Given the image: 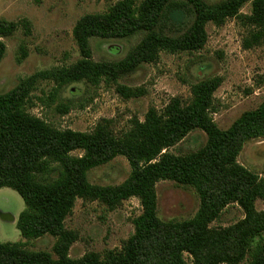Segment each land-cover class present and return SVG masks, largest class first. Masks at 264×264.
<instances>
[{"label":"trees","instance_id":"16d2710c","mask_svg":"<svg viewBox=\"0 0 264 264\" xmlns=\"http://www.w3.org/2000/svg\"><path fill=\"white\" fill-rule=\"evenodd\" d=\"M246 4L251 7L248 15L241 13ZM228 19L246 29L243 49L264 48V0H119L106 12L76 22L72 37L80 58L74 64L37 73L0 94V189L15 191L24 203L15 221L23 240L55 239L51 253L28 250L22 242H0V264H240L246 259L247 264H264V179L237 162L247 141L264 138V100L227 130H220L212 118L220 77L193 84L187 102L172 98L162 111L150 108L143 121L131 119L121 133L114 131L111 120H101L90 132L62 130L28 111L38 80H51L58 88L81 82L113 85L122 99L138 98L143 95L140 88L118 81L143 64H156L161 53L200 52L208 38L207 24L221 27ZM22 26L28 32V22ZM17 29L18 23L0 20V63L6 53L1 39ZM139 34V42L122 59H92L89 39ZM194 130L206 135L200 149L185 155L169 152ZM76 151L81 154L73 155ZM117 157L130 167L124 182L100 186L88 181L90 170ZM163 181L196 192L199 207L193 218L158 217L156 185ZM132 198L141 213L120 249L70 258L78 234L64 223L76 201L97 202L112 211ZM257 200L263 204L261 211L255 209ZM232 204L242 210L243 219L210 228Z\"/></svg>","mask_w":264,"mask_h":264},{"label":"rangeland","instance_id":"374dc122","mask_svg":"<svg viewBox=\"0 0 264 264\" xmlns=\"http://www.w3.org/2000/svg\"><path fill=\"white\" fill-rule=\"evenodd\" d=\"M117 1L0 0V20L18 23V29L10 37L1 39L6 53L0 63V94L37 73L74 64L80 58L72 37L76 22L84 15L106 12ZM205 1L212 4L220 0ZM250 8V4H246L241 13L248 15ZM24 20L29 24L28 32L22 26ZM206 32L208 38L200 52L161 53L156 64H143L118 81L129 88H140L143 95L138 98L122 99L113 85L93 87L81 82L58 88L51 80H38L31 94L33 106L28 111L62 130L90 132L101 120H111L114 131L121 133L131 119L143 121L150 108L162 111L172 98L187 102L193 84L220 77L222 83L214 94L216 112L212 118L220 130H227L241 114L256 109L264 100V48L243 49L246 29L235 19H228L221 27L209 23ZM141 37L139 34L127 39L91 38L92 59L95 62L118 61ZM61 106L67 109L66 112ZM205 141L206 135L194 130L169 152L189 154L200 149ZM80 154L79 151L73 153L75 156ZM237 162L264 179V138L247 141ZM129 174L127 161L117 157L90 170L87 178L91 184L116 186ZM156 194L157 214L163 221L189 220L198 210V196L190 187L163 181L156 185ZM24 207L15 191L0 189V242H22L28 250L51 253L53 237L26 241L20 236L15 221ZM255 209H263L261 201L255 202ZM140 213V205L134 198L122 202L112 211L97 202L83 204L76 201L72 214L64 223L66 229L78 234V240L70 247V258H80L87 252L102 255L105 251L120 249L133 233L132 221ZM243 216L237 205H229L210 228L231 226ZM260 239L264 240V234ZM240 264H247V259Z\"/></svg>","mask_w":264,"mask_h":264},{"label":"water","instance_id":"95a60500","mask_svg":"<svg viewBox=\"0 0 264 264\" xmlns=\"http://www.w3.org/2000/svg\"><path fill=\"white\" fill-rule=\"evenodd\" d=\"M14 221V220H13Z\"/></svg>","mask_w":264,"mask_h":264}]
</instances>
